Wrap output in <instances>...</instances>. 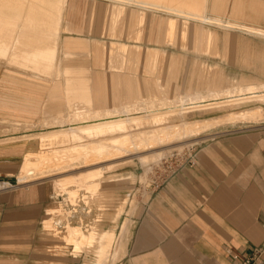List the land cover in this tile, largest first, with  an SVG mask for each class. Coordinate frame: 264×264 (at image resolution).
I'll list each match as a JSON object with an SVG mask.
<instances>
[{
	"label": "crops",
	"instance_id": "0c3cea01",
	"mask_svg": "<svg viewBox=\"0 0 264 264\" xmlns=\"http://www.w3.org/2000/svg\"><path fill=\"white\" fill-rule=\"evenodd\" d=\"M254 1L211 0L210 14L240 22L238 27L191 18L186 21V37L182 28L171 35L163 28L165 25H159L160 16H178L172 12L148 8L145 12L154 13L148 23H144V18L142 22L140 18L129 22L132 12L138 16L145 13L139 4L126 5L127 12L124 10L121 16V21L126 16V26L122 21L116 35L109 27L111 9L108 15L105 13L104 23H99L101 27L106 24L113 35L109 40L82 34L81 24L68 21L74 26L69 35L89 42L90 51L74 49L75 56L67 59L72 60L67 65L88 64L92 85L114 90L115 71L100 65L95 52L96 48L104 50L105 41L108 45L115 40L137 48L139 90L145 89L147 46L160 51L159 63H164L163 58L166 68L160 67L154 75H170V87L178 83L179 73L189 77L193 68L203 64L223 69L230 77L249 75L264 79V36L239 27L247 23L264 26V6L255 7ZM179 20L182 25L184 18ZM123 28L126 32L121 37ZM210 41L214 43L211 49L206 46ZM185 65L188 69L183 70ZM30 76L21 71L0 73V120L37 121L62 100L59 96L64 90L63 80H42L41 87H33ZM197 80L194 78L193 84ZM19 150L22 149H0V174L15 168ZM193 150L191 159L147 189L141 179H116L120 183L105 190L118 196L114 200L109 196L103 202L104 214L96 205L90 214L80 209L81 214L74 215L73 211L70 222L81 225L86 233L93 223L102 222V230L115 228L110 255L103 259L98 258L95 246L78 249L76 240L70 239L67 222L60 213L51 211V184L42 180L0 189V264H239L243 258L251 257L255 247H264V127L226 131ZM130 186L133 189L129 190ZM120 204L125 209L117 217ZM256 264H264V249Z\"/></svg>",
	"mask_w": 264,
	"mask_h": 264
},
{
	"label": "bare ground",
	"instance_id": "6f19581e",
	"mask_svg": "<svg viewBox=\"0 0 264 264\" xmlns=\"http://www.w3.org/2000/svg\"><path fill=\"white\" fill-rule=\"evenodd\" d=\"M210 1L112 0L109 27L113 35L118 33L122 13L126 5L131 4H139L144 7V10L147 8L156 11L163 10L180 16H177L178 18L167 16L159 19V25H165L163 28L166 31H170L171 35L182 28L181 30L186 37L189 28L186 21L191 18H198L204 23L213 22L225 25L228 28L238 27L240 22L228 19L226 16H212L209 12ZM254 3L264 6L263 0H255ZM67 4L68 0H0V58H6L9 63L20 68L23 73L35 77V80L29 81V84L33 87H41L42 80L54 81L58 79L64 82V90L61 92L62 95L59 96L62 100L46 112L39 119L40 122H28H34L36 126L43 125L42 127L3 134L0 135V141L8 142L40 138V141L44 143H62L63 146H68L74 150H72L73 152L69 159L61 165L81 162L95 163L105 157H118L121 154H128L141 148L142 145L145 148H149L170 143L180 137L197 135L205 129L208 130L218 126L224 127L228 126V124L264 122V106L259 105L212 118L194 121L184 120L171 126L164 125L162 128L148 126L146 120L154 125V119L156 121L162 116L174 113L185 114L195 109L243 104L257 100L264 101V79L249 75L248 77L245 75L230 77L223 72V69L207 67L203 64L200 65L197 76L200 81V87L192 91L177 90L175 85L170 87L171 80L169 75L165 78L161 74L156 77L153 76L158 71L157 64L159 63L158 55L160 51L156 47L147 46L144 53L145 89L139 90L137 48L131 47L124 41H122L123 43H117V41L111 39V43L106 46V53H103L104 50L98 48H96L95 53L97 55L96 61L100 65L110 67L115 71L112 78L115 89L108 92L104 88H95L92 85L93 76L88 64L76 67L67 64L63 65L66 59L75 56L74 49L80 48L84 52L90 51L89 42L84 39L80 40L78 37L69 35L62 40L63 29L74 30L70 23L64 26ZM143 15L141 13L138 16L141 22L144 18ZM182 18L184 20L181 25V20L179 19ZM239 27L252 32V34L255 33L257 36H264V26L262 25H248L247 23L241 24ZM213 44L210 41L206 46L211 49ZM199 45L200 43L197 46ZM84 55H88V53ZM168 67L172 68L170 63H168ZM33 83H39L41 86ZM54 93L60 94V92L57 93L56 91ZM110 99L113 100V103L110 102ZM0 121L4 122L7 120L1 119ZM139 126L144 128H142L144 130L142 138L129 141L131 136L134 137L137 134L136 130L138 129L136 128H139ZM114 130L122 132L120 136L128 134L126 141L122 142V139L114 142L109 141L113 138V135L109 134ZM95 138H99V140ZM86 145L89 147H86ZM181 145H178V147H181ZM88 148L92 149L79 151L80 149ZM166 154L167 151L165 150H161L155 155L153 154V157L138 154L137 156H139L142 166L137 171L139 173L138 176H135L136 180L146 179V175L152 165ZM43 163H45L43 160L38 163L27 161L25 173L17 175V183L14 184L11 181L0 179V189L22 183L28 184L37 179H45L43 174L54 168L41 167ZM96 174V172L91 171L88 178ZM51 177L56 179V176ZM86 179L81 183H84ZM89 179V183L82 184L89 193L83 197L84 204L82 203L81 206L80 204L78 206L74 205L71 213L65 214L61 212L60 216L68 219L66 224L69 228L70 239L76 240L77 247L80 248L85 245L95 246L98 258L103 259L110 255V247L116 237L115 228L102 230L99 228V223H93L86 233L81 225L73 224L69 219L74 214L73 211L76 212L74 215H78L81 210L90 214V209H92L93 205L98 206L100 210L102 209L104 214L105 208H101L102 205L99 206L95 198L101 199L104 196L106 200L109 196H118L117 193L104 192V184L101 182L104 180L103 178L92 177ZM58 182H60L59 179ZM62 183H65V181ZM75 185L77 184L73 186ZM76 188L63 185L61 189H58L57 195L61 199L62 206L67 198L77 199L78 190ZM91 201H94V203H91ZM117 208L115 216L119 217L121 212L124 211L125 205L120 204ZM60 209L61 207H54L51 211L55 213ZM67 211L69 212V210ZM96 220L99 221L100 219ZM56 225H59V220H57Z\"/></svg>",
	"mask_w": 264,
	"mask_h": 264
},
{
	"label": "rangeland",
	"instance_id": "374dc122",
	"mask_svg": "<svg viewBox=\"0 0 264 264\" xmlns=\"http://www.w3.org/2000/svg\"><path fill=\"white\" fill-rule=\"evenodd\" d=\"M111 4H112V0H68L66 13H65L64 26L67 25L68 21L81 24L83 27V30L80 33L82 34L90 33L91 35H94L97 37L101 36L103 40H109L111 37H113V35L106 29V24H104V26L101 27V23L99 22H102V24L104 23L103 19H105V13L106 15L109 14L108 11L111 9ZM252 5L255 7L257 6L254 2L252 3ZM124 10H126L125 12H127V8ZM101 14H103L102 15L103 17L100 16ZM153 15H154L153 11L149 10L145 12L144 13V21H145L144 23H148L149 18L153 17ZM137 20H138V14L136 12L135 13L132 12L129 22L130 21L137 22ZM122 21L125 27L126 26V16ZM122 21L120 22V26L122 25L121 24ZM72 32L73 31H68L67 29H63L62 38H64L65 36L69 34H72ZM125 32L126 30L123 28L121 37L125 35ZM74 33L80 34L79 32H76V31ZM129 38H132V37H129ZM106 46H107V42L104 44V47H102V49L105 50ZM162 61H164V63L163 62L158 63L157 67L158 69L162 67V69L164 70L166 68L165 66L166 62L163 58H162ZM71 62L72 60L66 59L63 62L64 63L63 65L70 64ZM205 66L208 67V64ZM184 68L188 69L186 65L185 67H183V70ZM16 71L23 72L20 68H17V66H15L14 64L9 63L6 58L4 57L0 58V73H4V72L11 73V72H16ZM198 71H199V68H193L189 77L187 73H179V75H177L178 83L175 84L177 90L185 89L187 91H192L195 88H199L200 87L199 80H197L195 84H193L192 82L194 78H198L197 77ZM106 76H107V83H108L109 82L108 75ZM153 76L156 77L157 75L155 76L153 74ZM245 76L248 77V75H245ZM30 77H31L30 78L31 80L36 79L35 77H32V76ZM169 77L170 79H172L170 75ZM172 77L175 78V75H172ZM187 77H188V81L185 83V80H186L185 78ZM33 84L40 85L39 83H33ZM105 90H108V89H105ZM109 91L110 90H108V92ZM201 91H203V89H201ZM259 105L264 106V101L257 100L254 102H251V101L245 102L243 104L239 103L236 105H221V106L213 107V108L195 109L192 111L190 110L185 114L174 113V114L162 116L156 121L154 119V125H152L148 120H146V123L148 124V126H154V127L156 126L157 128H162L164 125L171 126L176 123H181L184 120H188V121L202 120L205 118L221 116V115L232 113L234 111H237L243 108L254 107V106H259ZM39 119L37 120V122H40ZM28 122L29 121H13V120L12 121L7 120L4 122L0 121V135L9 134V132L12 133L14 131H23L25 129H31V128L43 126V125L36 126L34 125V122L32 123H28ZM219 127L220 126L216 128L214 127L208 130L205 129L200 134L191 135L187 137H180V138L175 139L174 141H171L170 143H164V144H160L154 147L145 148V146L142 145L141 148L131 151L128 154H121V155H118V157L117 156L116 157H105L101 161H98L95 163L81 162V163H68L66 165H61V164L65 163L69 159L71 153L73 152L72 150L74 149H70L68 146H63L62 143H56V142L55 143H44L40 141V138L20 139L16 141H8V142L0 141V149H16V150L22 149L21 151L19 150L20 156L17 160L16 165L14 166L15 168H11V170H7L6 173L0 174V178H5L6 180L15 179L17 178V175L25 173L27 161L38 163L41 160H43L45 163H43L41 167L42 166H44L45 168L52 167L54 169H51V171L45 172L43 174L46 180L37 179L35 181L44 180L46 181V183L51 184L52 186L51 199L54 201L52 204V207L60 206L61 209L58 210L57 213L61 214V212H64L65 214L66 213L69 214L73 210L74 205L78 206V204H82V203L84 204L83 197L85 194L88 195L89 193L87 192V188L82 184L89 183V180H90L89 178H92V177L103 178L104 180L101 182H103L104 184L103 185L104 192H106L105 189L109 185H112V184L116 185L120 183V180L116 181V179L128 176L131 181H134V182L137 181L138 179L136 180L135 176H138L137 170H139L142 166L139 156H137L138 154H143L145 156L150 155V157H153V154L155 155L161 152V150L167 151L166 155H164L160 160H158L156 163L152 165V168L148 171L146 175V179H141V184H143L144 188L147 189V187L150 186V184L156 183V181L163 179L177 165H179L182 162H185L186 160H188L189 157L191 158L194 155L193 149H198L200 146H202L204 143L208 142L212 138L226 131L233 132V131L245 130V129L256 128V127H264V122L263 123L256 122V123H248V124L239 123L235 125L228 124V126L226 125L225 127H220V128ZM142 128L143 127H140V126L139 128H136L138 130H136L137 134L134 135L135 138L131 136L129 141L138 140L142 138L143 131H144L143 130L144 128L143 129ZM121 133L122 132H120L119 130L112 131L109 135H113L112 136L113 138L110 139L109 141L114 142L116 140L119 141L122 139L121 141L125 142L128 134H123L122 136H120ZM95 139L99 140V138H95ZM178 145H181V147H178ZM86 147H89V146L86 145ZM90 149L92 148L80 149V150L77 149V150L88 151ZM91 171L96 172L97 174L94 176H90L88 178L89 172ZM73 173H76V174H73ZM51 176H56V179L52 178ZM35 178H38V177H35ZM58 179L61 183L58 182ZM85 179L86 181L84 183H81ZM63 181H65V183H62ZM31 182H34V181H31ZM74 184H77V185L73 186ZM20 185H26V184L22 183ZM63 185L70 186L71 188L77 187L76 189L78 191H77L76 200L67 198V200L64 201L63 206H62L60 205L61 201L59 199L60 197L57 195V191L58 189H61ZM9 187H12V186H6L1 189H5ZM131 189H133L132 186L129 187V190ZM111 193H116V192H111ZM115 197L116 196H113L112 200H114ZM98 199L95 198V201H97L99 206L102 205L101 208L102 207L104 208L103 202L106 201L104 199V196L103 198H101L102 201L101 199L98 201ZM91 203H94V201L93 202L91 201ZM67 210H69V212ZM69 219L72 222V216ZM64 220H65V223L68 222L67 221L68 219L64 218ZM99 223H101L100 224L101 226H104L102 222H99Z\"/></svg>",
	"mask_w": 264,
	"mask_h": 264
},
{
	"label": "built area",
	"instance_id": "2783aa9c",
	"mask_svg": "<svg viewBox=\"0 0 264 264\" xmlns=\"http://www.w3.org/2000/svg\"><path fill=\"white\" fill-rule=\"evenodd\" d=\"M191 158L189 157L188 159ZM263 249V246L255 247L254 254L251 257L243 258L239 264H256V261L260 258Z\"/></svg>",
	"mask_w": 264,
	"mask_h": 264
},
{
	"label": "water",
	"instance_id": "95a60500",
	"mask_svg": "<svg viewBox=\"0 0 264 264\" xmlns=\"http://www.w3.org/2000/svg\"><path fill=\"white\" fill-rule=\"evenodd\" d=\"M12 183H14V184L17 183V178Z\"/></svg>",
	"mask_w": 264,
	"mask_h": 264
}]
</instances>
